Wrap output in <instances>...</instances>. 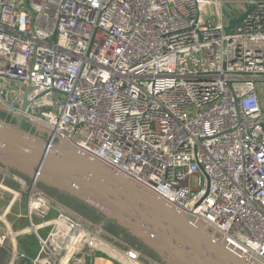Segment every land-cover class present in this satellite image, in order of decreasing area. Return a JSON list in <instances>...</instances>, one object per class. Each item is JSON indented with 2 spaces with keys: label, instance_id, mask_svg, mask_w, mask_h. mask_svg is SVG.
Instances as JSON below:
<instances>
[{
  "label": "built area",
  "instance_id": "1",
  "mask_svg": "<svg viewBox=\"0 0 264 264\" xmlns=\"http://www.w3.org/2000/svg\"><path fill=\"white\" fill-rule=\"evenodd\" d=\"M259 87L264 0H0V110L18 116L34 88L24 122L74 139L264 264ZM18 183L29 217L16 218L37 252H17L2 213L10 263L160 264ZM12 192L0 179V196Z\"/></svg>",
  "mask_w": 264,
  "mask_h": 264
},
{
  "label": "water",
  "instance_id": "2",
  "mask_svg": "<svg viewBox=\"0 0 264 264\" xmlns=\"http://www.w3.org/2000/svg\"><path fill=\"white\" fill-rule=\"evenodd\" d=\"M242 17H225V30ZM30 91L27 88L18 116L0 110L4 116H0L2 176H19L27 182L25 192L39 189L49 196L46 191L57 193L59 202L73 200L72 207L66 201L67 207L92 219L101 218L88 220L160 264H262L192 215L193 210L78 146L74 139L67 142L24 122L23 111L32 101L26 98ZM117 230L126 237L116 235ZM26 262L23 258L19 264Z\"/></svg>",
  "mask_w": 264,
  "mask_h": 264
},
{
  "label": "rangeland",
  "instance_id": "3",
  "mask_svg": "<svg viewBox=\"0 0 264 264\" xmlns=\"http://www.w3.org/2000/svg\"><path fill=\"white\" fill-rule=\"evenodd\" d=\"M14 177L17 180L18 179L21 180V178L15 174L12 177H3L2 175H0V179H3L4 182H6V184L8 186H10V183H11V186L13 188H15V190L19 191L21 193V196H17L18 194H15L13 192H12L13 196H12V194L8 193L7 197L4 196L0 203H1L2 208H5L7 206L6 209H8L7 210L8 213L6 212L4 221L6 222V220H7V222L9 223V222H11L12 218H14V229H15L19 226V219L16 218L18 216V214L22 215V217L25 215L26 216L28 215V217H29V211L27 210L26 203H25V199L27 198V195L25 193L21 192L20 184L16 183L15 181L13 182V180H15V179H13ZM193 183H195V182H193ZM66 208L69 210H72L69 207H66ZM72 211H74V210H72ZM53 215H55V214H53ZM0 218H2L1 214H0ZM30 218L31 219L34 218L32 214H30ZM2 219H0V238L2 236L6 235L5 234V232H6V229H5L6 226L5 225L6 224L4 223V221ZM20 220L22 221L21 223L24 224V227L28 226L27 221H26V225H25V221L22 218ZM16 232H17V229H15L14 233H12L13 234V240L15 239V242H18V243L22 244L23 246L24 245L25 246L31 245L33 249H36L37 243L35 242L33 237H30L29 235L24 236L21 234H17ZM29 234L31 236H34L32 234V232ZM17 235H18V237H17ZM6 242L9 243L10 241L6 240ZM9 245H10V243H9ZM17 252L23 253V254L31 256V257H33V255H34L32 253H28V251H21L20 248L17 250ZM36 252H37V250H35V254H36ZM9 260H10V253H8V251L3 249V248L0 249V264H7L9 262ZM17 261H20V260H17Z\"/></svg>",
  "mask_w": 264,
  "mask_h": 264
},
{
  "label": "crops",
  "instance_id": "4",
  "mask_svg": "<svg viewBox=\"0 0 264 264\" xmlns=\"http://www.w3.org/2000/svg\"><path fill=\"white\" fill-rule=\"evenodd\" d=\"M212 21L216 22V21H217V18L212 17ZM258 93H259V96H260V99H261V103H262V105L264 106V88H260V87H259V89H258ZM7 195H8V193H5L4 195H1V196H0V202H1V200L3 199V197H4V196L7 197ZM6 208H7V206H6L5 208H2V207H1V203H0V214H2V213H3V214H6V212H7V210H8V209H6ZM7 213H8V212H7ZM5 223L9 224V225H8V228L11 229V232H12V233H14L15 229H17V233H18V234H21V235H24V236H28V235H29L30 237H33V239H34L35 242L37 243L36 238H35L34 236H31L30 234L26 233V231L23 229L22 226H18L17 228L14 229V218H12L11 222H9V223H8L7 220H6ZM17 237H18V235H17ZM14 243H15V246H16L17 250L20 248L21 251H28V253H32V254L35 255V250H37V247H36V249H33L31 245H27V246L24 245V246H23L22 244H20V243H18V242H15V240H14ZM21 247H22V248H21ZM1 249H2V248H1ZM22 249H23V250H22ZM34 255H33V256H34ZM27 256H28V255H27ZM28 257H31V256H28ZM17 263H19V261H18ZM7 264H12V263H10V261H9ZM107 264H109V263H107Z\"/></svg>",
  "mask_w": 264,
  "mask_h": 264
},
{
  "label": "flooded vegetation",
  "instance_id": "5",
  "mask_svg": "<svg viewBox=\"0 0 264 264\" xmlns=\"http://www.w3.org/2000/svg\"><path fill=\"white\" fill-rule=\"evenodd\" d=\"M15 180H13V182H14ZM16 183H18V181H15ZM19 184V183H18ZM10 186H11V183H10ZM12 187V186H11ZM43 190V189H42ZM45 191V190H44ZM47 193H49L54 199L56 198V197H58V194L57 193H55V192H49V191H46ZM57 196H56V195ZM66 198V197H65ZM58 199V198H57ZM56 200V199H55ZM58 200H60V199H58ZM57 201V200H56ZM66 201H68V202H66ZM73 200H71V199H68V198H66L65 199V202L63 203L61 200H60V202L59 203H61L62 205H65L66 207L68 206V204H69V207H72L73 205H74V203L72 202ZM68 203V204H67ZM79 214V213H78ZM80 215H82V216H84L85 218H87V219H90V220H92V221H97V222H99L100 220H101V218L100 219H92V218H90V217H87L86 215H84V214H80ZM100 217V216H99ZM104 227L105 228H107L105 225H104ZM108 229V228H107ZM118 231V234H116V235H119L120 237H126L124 234L122 235V232H120V230H117ZM132 241V240H131ZM17 264H19V263H17Z\"/></svg>",
  "mask_w": 264,
  "mask_h": 264
},
{
  "label": "trees",
  "instance_id": "6",
  "mask_svg": "<svg viewBox=\"0 0 264 264\" xmlns=\"http://www.w3.org/2000/svg\"><path fill=\"white\" fill-rule=\"evenodd\" d=\"M0 116L4 118V116H3V115H1V114H0ZM111 232H112V231H111ZM113 233H114V232H113ZM131 240H132V242L134 241L133 239H131ZM145 250H146V249H145ZM146 251H147V252H148L150 255H153V254H152V253H150L148 250H146Z\"/></svg>",
  "mask_w": 264,
  "mask_h": 264
},
{
  "label": "bare ground",
  "instance_id": "7",
  "mask_svg": "<svg viewBox=\"0 0 264 264\" xmlns=\"http://www.w3.org/2000/svg\"><path fill=\"white\" fill-rule=\"evenodd\" d=\"M3 173V172H2ZM6 174V173H3V175ZM9 225V224H8ZM13 235V234H12Z\"/></svg>",
  "mask_w": 264,
  "mask_h": 264
}]
</instances>
